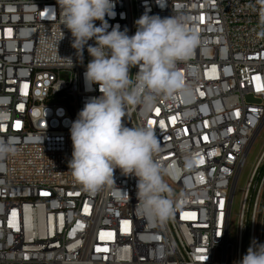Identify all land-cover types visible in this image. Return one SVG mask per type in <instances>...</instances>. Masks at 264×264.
I'll list each match as a JSON object with an SVG mask.
<instances>
[{"label": "built area", "instance_id": "1", "mask_svg": "<svg viewBox=\"0 0 264 264\" xmlns=\"http://www.w3.org/2000/svg\"><path fill=\"white\" fill-rule=\"evenodd\" d=\"M115 3L109 31L119 24L131 36L147 12L184 16L201 37L178 64L188 93L161 98L149 112L129 106L124 121L151 128L161 145L155 159L180 169L164 176L175 214L163 223L139 214L137 178L118 168L95 193L75 182L71 124L101 95L98 85L85 86L92 57L85 46L77 58L57 0H0V140L16 149L0 161V264H238L254 241L264 243V163L243 190L235 239L231 229L238 181L264 127V4ZM186 155L195 160L187 170Z\"/></svg>", "mask_w": 264, "mask_h": 264}, {"label": "clouds", "instance_id": "2", "mask_svg": "<svg viewBox=\"0 0 264 264\" xmlns=\"http://www.w3.org/2000/svg\"><path fill=\"white\" fill-rule=\"evenodd\" d=\"M57 5L77 58L82 61L85 46L92 57L83 74L86 90L98 85L101 93L86 100L71 124L73 151L68 167L75 182L83 191L95 193L114 183L118 168L137 178L138 213L149 221L166 222L174 216L176 202L164 176L180 169L175 164L162 166L155 159L161 151L157 136L149 127L126 126V109L139 105L149 112L161 98L174 101L178 94L188 93L178 64L193 57L201 44L200 34L184 16L161 18L147 12L135 21L133 35L119 24L109 31L105 17H115V0H57ZM259 23L264 28V8L259 11ZM132 68L138 69L135 75ZM15 150L11 140H0V161ZM194 164L191 155L184 157L185 170ZM254 242L238 264H264V243L254 246Z\"/></svg>", "mask_w": 264, "mask_h": 264}, {"label": "rangeland", "instance_id": "3", "mask_svg": "<svg viewBox=\"0 0 264 264\" xmlns=\"http://www.w3.org/2000/svg\"><path fill=\"white\" fill-rule=\"evenodd\" d=\"M264 152V127L260 131L247 159V163L245 168L243 169L241 176L238 181V185L236 188L234 202L232 207V215H231V229L232 236L235 239L238 233V218L241 209V203L243 198V190L248 183L249 177L256 165L258 158Z\"/></svg>", "mask_w": 264, "mask_h": 264}, {"label": "bare ground", "instance_id": "4", "mask_svg": "<svg viewBox=\"0 0 264 264\" xmlns=\"http://www.w3.org/2000/svg\"><path fill=\"white\" fill-rule=\"evenodd\" d=\"M263 154H264V153H263ZM263 154L258 158L256 164H257L258 162H259V163H264V155H263Z\"/></svg>", "mask_w": 264, "mask_h": 264}, {"label": "snow or ice", "instance_id": "5", "mask_svg": "<svg viewBox=\"0 0 264 264\" xmlns=\"http://www.w3.org/2000/svg\"><path fill=\"white\" fill-rule=\"evenodd\" d=\"M150 123H152L151 121H150ZM98 251L100 250V249H97Z\"/></svg>", "mask_w": 264, "mask_h": 264}]
</instances>
